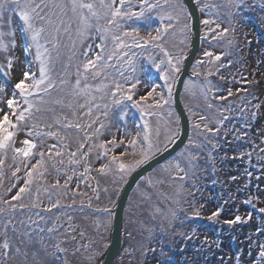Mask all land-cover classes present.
Here are the masks:
<instances>
[{"label":"snow or ice","instance_id":"obj_1","mask_svg":"<svg viewBox=\"0 0 264 264\" xmlns=\"http://www.w3.org/2000/svg\"><path fill=\"white\" fill-rule=\"evenodd\" d=\"M194 3L201 13L212 7H225L229 9L227 15L230 21L234 17L245 18V13L254 7L248 0H225L223 5H210L207 0H194ZM137 7L139 10H134ZM259 8L264 12V0H259ZM215 15L219 16V12ZM192 19V13L184 0H0V57L4 61L0 62V105H3L0 107V189H3L0 191V264H68V249L62 245L68 237L75 239L72 235L74 226L69 223L68 228H64L59 215L50 217L43 213H53L54 209L63 207L61 195L72 194V204L67 207L76 203V193H72L70 186L74 178L88 179V174L93 170L91 159L94 152L96 160L103 159L101 167L96 169L100 174L113 175L120 182H127L137 169L157 155L168 152L170 146L181 140L184 131L181 119L171 107L163 138L160 127L153 129L147 120L135 136L125 128L124 135L131 136L127 141H117L113 136L107 142H101L99 138L104 134L107 124H110L108 118L111 108L118 109L119 119L126 121L129 108L136 109L143 118L145 115H156V109L172 104L173 87L179 79L181 65L186 57L177 56L173 59L165 44L169 43V37L175 40L179 33L182 37L180 44L186 45L191 35ZM153 20L159 21V26L153 28ZM261 21L264 23V16ZM139 23L146 25V36L141 35ZM202 23L206 26L215 24L214 28L208 29V32L214 33L212 40L220 41L228 35V28L218 31L220 24L216 20L204 19ZM231 31L234 35L227 40V47L240 53L243 49L236 47V29ZM244 39L246 45L251 44L246 37ZM17 48L23 51L27 67L11 85L8 98L4 99L5 84L10 82L12 69L18 60L15 55ZM148 48L158 49L167 58L157 63L152 55L145 57L161 73L167 99L163 94L156 93L159 85H153L151 91L139 99L133 98V89L140 83L137 73L148 71L143 65L138 66V58L143 57V52L137 53L134 49ZM224 55H233V51H226L222 55L206 51L204 56L209 59L198 60L197 64L215 65V71L210 67L207 72V76H212L219 73L221 68L231 65V61L228 65L217 63L222 61ZM164 64L166 68L162 69L161 65ZM129 81H132L130 85ZM188 88L189 82H185V90ZM220 91L212 81L205 79L200 86V95L209 114H198L199 120L191 122L192 132L187 137V143L172 159L160 165V170L170 178V186L175 187L174 196L166 197L172 205L181 204V196L186 191L183 182L190 175H197L201 159H205L206 163L212 162L215 168L214 153L219 147L216 137L229 117L224 114L227 108L212 101L228 100L233 95L231 89H228L226 96L216 94ZM150 99L155 103H147ZM253 107L259 109L260 105ZM188 111L190 116L197 115L191 109ZM240 112L241 118L246 120L245 109L241 108ZM252 115L255 118L256 113ZM213 123L215 127L210 126ZM250 126L247 122L244 125ZM234 131L237 140L247 136V132L241 135L239 130ZM18 143L22 146L18 147ZM108 144L112 147L108 148ZM125 144L132 148L131 152L125 147L120 156L109 155ZM260 151L264 152V148ZM125 156L135 159L125 162ZM245 156L251 166V152L232 158L243 161ZM257 160L264 161V157L258 156ZM6 167L14 182L4 188ZM22 171L21 176L19 174ZM53 175L54 182L50 183L48 178ZM246 175L251 178L252 172L246 170ZM236 179L235 176L231 177L232 181ZM177 181L181 183L177 184ZM145 183L149 187L154 186L152 179L146 178ZM156 183L164 181L158 180ZM250 183L249 179L244 189H249ZM76 188L79 189V183ZM256 188L257 193H250L242 200L246 215L242 216L240 209L236 208L234 217L223 220V224L229 227L246 225L253 221L255 215L256 228L245 237L247 256L250 264H264V207L257 206L261 200L259 185ZM13 189H16L15 193L8 198ZM237 191L240 192L239 189ZM54 194L57 197L55 200L52 199ZM42 195L48 198L47 206L43 204ZM230 202L235 203L232 196L224 201L225 204ZM88 206L91 207V204ZM97 211L107 216L105 226H110L114 217L113 208L105 207ZM178 211L184 209L170 206L164 211L157 207L153 218L159 215L162 221L172 227L178 219ZM223 211L222 206L218 207L208 216V220L218 223ZM18 214L21 217L19 219ZM199 218L200 211L196 209L188 217L190 220ZM68 219L71 221L72 218L69 216ZM99 227L101 225L97 221ZM159 227L162 257L167 256L165 244L174 243L177 235L184 241H191L197 235L194 227L191 232L172 233V240L166 241L164 236L168 233L163 223ZM146 230L151 238L154 229ZM213 244L216 248L220 247L219 240L210 242L205 238L201 250L205 245L211 247ZM152 251L155 252V249ZM253 251L256 252L255 256ZM98 254L93 252L89 259H94ZM243 256L244 250L241 249L230 259L234 260V264H245ZM168 259L171 260L170 257Z\"/></svg>","mask_w":264,"mask_h":264},{"label":"rangeland","instance_id":"obj_2","mask_svg":"<svg viewBox=\"0 0 264 264\" xmlns=\"http://www.w3.org/2000/svg\"><path fill=\"white\" fill-rule=\"evenodd\" d=\"M207 2L210 5H223L225 3V0H221V2H217V0H207ZM134 10L139 9L137 7ZM225 10L228 11V9L225 7H212L210 9H206V11L202 13V21L204 19L216 20L220 24V29H218V31L222 30L226 27L223 25L222 22L218 20L217 15H215V13L217 11L221 13ZM262 16H264V14L255 17V20L257 22L253 21L251 23H247L245 31L246 35H248V41H251V44L244 45L245 54L242 58V62L244 64L243 69L245 72V78L247 79V82H250L249 85L252 87L253 91V94L250 98L251 102L255 103L254 105H260L259 109H257V112H255V118H250V120H247V124L251 125L250 127H247L248 138L252 147V149L248 150L252 153L251 166H249L248 164L247 156L244 157L243 161H241L240 159H233L232 157H238L240 153H238V155L235 152L233 146L231 144H228L226 147V154L229 157L226 161H224V165H222L221 169V175L226 183L224 188L227 189L228 192L238 200L239 204L236 208L240 209V214L242 216L246 215V207L242 204V200L250 193H257V185H259L258 195L260 196L261 200V202L258 203L257 206L264 207V161L257 160L258 156L264 157V152L260 151L261 148H264V23H262L261 21ZM157 23L159 24V21H157ZM214 27L215 24L206 26L202 23V36H207V38L204 39V47L208 48L209 51L214 53V55H221L222 52L214 48V44L218 41L210 39V37L214 33L208 32L209 28ZM181 38L182 37L179 35V33H177L175 40L169 37V43L165 44V47L168 49L173 59L177 56L186 57L189 51V39L187 41V44L185 45L180 44L179 41ZM149 49L151 51L147 53ZM134 51H136L137 53L143 52V57L138 58V66L143 65L148 69V71L137 73L140 83L137 84L135 89H133L135 93L133 98L139 99L140 96L146 95L149 92V90L144 89L145 86H142L141 84L146 74H149L150 78L154 77L162 81L161 85L164 91L167 92V89L164 87V80L160 78L161 73L157 72L155 68H153L152 65L147 62L145 57L152 55L157 63H159V58L164 60H166L167 58H165L158 49H134ZM15 55L18 57V60L12 69L10 82L5 84L4 99L8 98L12 90L11 85L14 84L21 77L22 71L25 70L27 67L26 63L24 62L26 58L20 48L16 49ZM29 59H31V57H29ZM208 59V57L204 56V53H202V55L199 57V60L206 61ZM0 62H4L2 57H0ZM33 68L35 70H38L36 65H33ZM161 68H166V64L161 65ZM128 74L129 73H126V75ZM131 82L132 81H129V85ZM188 82V90L186 91L184 89L183 91V103L191 122L198 121V114H205V111L207 112V114H209V110H207L205 106L204 99L200 95V86L203 84H197L196 80ZM0 83H2V81H0ZM129 85H125V87H128ZM0 107H3V105H0ZM169 107H171L172 109V104L170 106L164 105L162 109H156V115H145L143 118L141 117L140 112H138L136 109L129 108V115L126 118V121H121L119 119L118 109H110V115L108 118L110 124H107L106 130H104V134L100 136L99 139L101 142H107L108 140L112 139L113 136H115L117 141L121 139H125L127 141L131 136L126 137L124 135L125 128H127V130L132 134V136H135L136 132L143 128L145 120L150 123L153 129L159 126L161 130V138H163L164 125L165 122L168 120ZM188 109L193 110V112L197 113V115L190 116ZM172 111L174 112L173 109ZM101 119H104V117H101ZM69 131L71 132L73 130ZM49 143H55V141H49ZM17 146L21 147L22 145L18 143ZM107 147L111 148L112 145L108 144ZM125 147L126 144L121 145L120 147L116 148L115 153H109V155H119L120 152L125 149ZM240 150L241 153H243V148H241ZM10 156L11 153H9V157ZM123 160L125 162H128V159ZM10 162L11 161L9 160V163ZM102 163L103 159H95L94 152L91 159L92 169H98L100 165H102ZM246 170L252 172L251 178L246 175ZM91 173L88 174V179L85 180L88 185L87 190L89 191V194H86L84 196L85 198L83 201V207H89L88 205L91 204V207H89L90 213L96 216H90V218H83L81 222L69 221V219L66 222H62V220H60V223L64 225V228H68L69 223H71V225H73L75 229L74 232H72V235L75 236V239L73 240L68 237L67 242L62 245L63 247H66L68 249L66 255L68 264H70L69 261H71L72 264L100 263L103 254L105 253L108 246L111 225L105 226L107 216L95 209L113 207L115 199L117 198L120 191L122 190L123 185L125 184V182H120L113 175L99 174L96 180V177L92 176ZM198 174L199 169H197L196 176L190 175L189 179L186 182H183L186 191L181 196V204L179 206L172 205L171 200L166 199V197L174 196L175 187L170 186V178L160 169L157 170L155 177H153V184H156L154 183V180H162L164 181V183H160L163 184L162 186H159L157 190L152 191L148 184L145 183L148 190H146L145 192L141 191L140 195H138L135 200H132V204L130 207L131 212H129V214H127L126 216L124 234L127 238V244L120 259L118 260L119 264H130L132 262L134 264H234V260L230 258L234 257L235 254L241 249L244 250L243 259L245 260V264H250V258L247 256V242L245 241V237L249 232L254 231L256 228L255 215L253 216V221H250L246 225H234L232 227H229L228 225L224 224L228 228V230L225 232L221 231L223 226V220L232 219L234 217L236 208L231 209L225 207L224 211L221 213V216L218 218L219 224L215 223V225H212L213 227L210 230L205 229V226L204 228H199L193 223L194 220L188 219V217L192 216L194 209L201 211L200 215H202L205 211H209V209L207 208L202 212V209L200 210L199 207L200 204H205V202L203 201L199 203L196 198H192V196H195L197 194V191H199V188H197ZM19 175L22 176L23 171ZM232 176L237 177V179L235 181H232ZM258 176L260 177L259 180L257 179ZM5 177H8V179H6ZM4 179V188H7L11 183L14 182V178L11 177V174L7 167L4 170ZM48 179L51 183L54 182L55 177L53 175L50 176V178ZM249 179L251 181L250 188L246 190L244 189V185L249 181ZM75 180L77 179L75 178ZM99 180L101 181V185L104 187V189L107 190L103 196H101V192L96 187L97 183L98 185L100 184ZM193 181L195 182V187H193ZM176 183L178 184L181 182L178 181ZM154 186L152 188H154ZM117 188H119V191H117ZM238 189L240 190L239 193L237 191ZM0 191H3V189H0ZM15 191L16 189H13L12 192L9 193L8 198H10V195L14 194ZM188 193H192V195H188ZM41 199L43 203L47 201L45 195H42ZM101 200H103L104 203L108 202V204L105 207L100 208L99 205L101 203ZM170 206L184 209V211H178V219L173 222L172 227H169L166 221H162V217L159 215H156L155 219L153 218L155 214V209L157 207L161 210L166 211ZM207 206L212 207V210L214 209L215 211L218 208L215 204L212 205L210 201L207 203ZM74 208L79 207L75 205ZM213 212L214 211L208 214H212ZM17 218H21L19 214L17 215ZM97 221H99L101 225L99 229L97 228ZM181 221H183V223ZM161 223H163V227L168 233V235L164 236V239L166 241L172 240V233L191 232V230L195 227L197 235L193 242H195L196 244L190 245L188 241H184V243H182L181 247L188 246V250L192 251L189 253L188 256L185 254L181 258L182 261H180V259L172 260V258H176L174 256V251H176L177 248L173 249L174 244H176V237L174 243L165 244L164 251L167 253V256L162 257L160 255V240L162 234L160 232L159 225H161ZM207 223L209 222L206 221L204 225ZM50 224L51 220H49V225ZM147 228L154 229V231L151 233V238H149L150 233L146 230ZM81 232L84 233L83 236L80 235ZM129 233H131V236H129ZM177 237L180 238L178 235ZM205 238H207V240L210 242L219 240L220 247L216 248L215 244H213L211 247L205 245L204 248L201 250V243L205 240ZM166 247H168V251H166ZM77 248H79L78 251ZM152 249H155V252H153ZM181 249L178 248V252L181 251ZM93 252H97L99 254L96 255L94 259L90 260L89 257ZM255 254L256 252L253 251V256H255ZM168 257H170L171 260H169ZM221 257H223V261L221 260Z\"/></svg>","mask_w":264,"mask_h":264},{"label":"trees","instance_id":"obj_3","mask_svg":"<svg viewBox=\"0 0 264 264\" xmlns=\"http://www.w3.org/2000/svg\"><path fill=\"white\" fill-rule=\"evenodd\" d=\"M217 2H221V0H217ZM248 3L250 5H254V7L252 8V10L250 12L245 13V18H243V19L234 17L230 21L229 16L227 15L229 9H228V11L227 10H225L224 12L222 11L221 13H219V16H217L218 20L220 22H222L226 28L229 29V32H228V35L226 37H224L223 40H220L214 44V48H216L218 51H221L223 53H225L226 51H230V50L233 51V55H224L222 57V61L217 62V63L218 64L222 63L224 65H228L229 62L231 61L232 62L231 65L228 67L221 68L219 73L212 75V76H207V72H208V69L210 67L213 69V71H215V65H210L208 63L196 64V66L194 68V73H196V75H197V73H199L198 79L196 80L197 84H204L205 79L207 78L208 80L212 81L213 85H215L217 88L221 89L220 92L216 93L217 95H225L226 96L228 89H231L233 92V95L231 97H229L228 100H223V101L213 100L212 101L213 104H218L222 108L228 109L227 111H225L224 114L227 115L229 117V119L224 122V125L221 128L220 133L216 137L218 144H219V147L216 150V152L214 153L215 168H213L212 162L206 163L205 159H201L199 161V168H198L199 174H198V182H197V188H199V191H197V194L195 196H192V198L193 199L196 198L199 203H201L203 201L205 202V204H200V207H199L200 210L202 209V212L204 210H206L207 208L209 209V211H207V212L205 211L202 215H200L199 219H194L193 223L195 225H197L199 228H201V227L204 228V226H205V229H208V230H210L213 227L212 225H215V223H217V222H213V221L208 220V216L211 215L208 213L215 211L214 209L212 210V207L207 206V203L209 201L211 202L212 205L215 204L216 207L222 206L223 209L225 207L234 209L239 204L238 200L236 198H234L228 192L227 189L224 188L226 183L223 180V177L221 175V171H222L221 169H222V165H224V161L227 158L226 152H224L225 147L228 144H231L233 146V148L235 149L237 154L238 153L241 154V150H240L241 148H243V150H244L243 153L250 152L248 150L252 149L250 142H249V138H248L247 127H244V125L247 122V120H250V118H253L252 114L257 112V109L255 107H253V105L255 103H252L251 99H250L252 94H253V91H252V87L249 85L250 82H247V79L245 78V72L243 69L244 64L242 62V58L244 57V54H245L244 45H246L244 38L246 37L248 40V37H247L248 35H246V31H245L247 23H251L253 21H256L255 17L258 15H263L264 12H262L259 8V0H248ZM153 22H152L153 28L159 26V24L157 23L156 20H153ZM138 26L141 28V35L146 36V25H144L143 23H139ZM233 28L236 29L235 38L238 41L236 47L243 49V51L240 53H236L234 50L229 49L227 47V40L232 39L233 35H234L233 32L231 31V29H233ZM210 39H211V37H210ZM150 51L151 50L149 49L147 51V53ZM160 60H161V58H159L158 62ZM148 77H149V74L148 75L146 74L143 82L141 83L142 86H145L144 89H148L149 91H151V88L153 85H159V87L156 89V93L163 94L164 97L167 99V92L164 91V89L161 85L162 81H160L159 79L154 78V77H151V78L150 77L148 78ZM221 77H223V79H221ZM154 95H156V94H154ZM156 98L158 99L159 97L156 96ZM147 103L154 104L155 101L150 99ZM241 108L245 109L244 116H245L246 120L241 118V112H240ZM111 109H113V108H111ZM204 113L206 115H208L206 111ZM210 126L215 127L216 125L213 123V124H210ZM234 129L239 130V134H241V135L244 132H247V136H245L243 139L237 140L235 138L237 133L234 131ZM129 139H131V137ZM126 147H127L128 152L132 151V148L130 146L126 145ZM123 151H121L119 155L118 154H115V155L120 156ZM204 155L206 157V154H204ZM123 159H128V161H130V160H133L135 158L131 157V156H125V157H123ZM100 167H101V165H100ZM96 169L97 168H93L94 171L92 170L93 172L91 174H92V176L96 177V180H97L100 173ZM80 171L81 172L83 171L82 166L80 168ZM156 172L151 176L150 179L153 180V177H155ZM213 172H215V174H213ZM5 178L8 179V177H5ZM156 181L157 180H154V183H156ZM99 182H100V184L98 185V183H97L96 187L101 192V196H103L106 191H105L104 187L101 185L100 180H99ZM61 183H63V178H61ZM77 183H79V189L76 188ZM154 185H155L154 188L150 187L152 191L157 190V188L159 186H162L163 184L158 185L156 183ZM70 187L72 189V193H76V195L74 197L76 200V203L73 204L71 207H67V205L72 204L73 196L71 193L68 196L61 195L60 198H61L63 207H61L60 209H54L53 213H43V214L47 215V216H51V217H53L54 214L59 215L60 220H62V222H66L68 220L69 216L72 218L71 221H78V222H81L83 218H86V217L90 218V216H96V215H93L92 213H90L89 207H86V206L83 207V204H84L83 201L85 198L84 196L86 194H89V191L87 190L88 189L87 182L85 180H78V179L75 180V178H74V181H72V184ZM146 190H148V188L146 187L145 183H141L139 185V187L137 188V190L134 191V193L130 199V202L127 206V209H126V216H127V214H129V212H131L130 207L132 204V200H135L137 198V196L140 195L141 191L145 192ZM151 190H150V192H151ZM229 196H232L235 199V203H231V202L228 204L224 203V201L226 199H228ZM46 198H47V196H46ZM56 198L57 197L54 194L52 196V199L55 200ZM43 204H44V206H47L48 198H47V201H45ZM107 204H108V202L104 203V201L101 200L99 207L100 208L105 207ZM146 204H148V203H146ZM75 205H77L79 208H74ZM206 221L209 223L204 225V223ZM218 224H219V222H218ZM227 230H228V228L223 224L221 231L225 232ZM61 231H63V229H61ZM61 238H64V237H61ZM194 239H195V237L193 238V240L188 241L190 243V245L196 244L195 242H193ZM125 241L127 242V239ZM182 243H184V240H182L181 238H178L176 236V244H174V247H173V249L177 248L176 251H174V256L176 257L174 260L180 259V261H182L181 258L185 254L188 256L189 253L192 252L191 250H188V246L187 247L186 246L181 247ZM178 248H180V249L182 248L183 250L178 252ZM168 250H169L168 247H166V251H168ZM69 263L72 264L71 261H69ZM117 264H119V261L117 262ZM130 264H134V263L132 262Z\"/></svg>","mask_w":264,"mask_h":264},{"label":"water","instance_id":"obj_4","mask_svg":"<svg viewBox=\"0 0 264 264\" xmlns=\"http://www.w3.org/2000/svg\"><path fill=\"white\" fill-rule=\"evenodd\" d=\"M184 3L187 5L193 16V19L190 21V50L184 61L183 68L179 74V79L173 89V106L176 115H178L181 119V125L184 130L183 135L181 136V140L176 145L170 146L168 152L163 153V155H157L148 164H145L139 169H137V171L131 175V177L125 184L120 194V197L118 198L115 206L113 207L114 217L111 223L109 244L99 264H115V262L118 260L124 250L123 229L125 208L132 192L137 187L138 183L141 180L148 178V176L160 165L164 164L167 160H170L172 157H174L175 154L180 151L183 145L187 143V137L190 133V122L181 102V94L186 80L193 79L192 68L202 47V17L200 11L195 6L194 0H184Z\"/></svg>","mask_w":264,"mask_h":264},{"label":"bare ground","instance_id":"obj_5","mask_svg":"<svg viewBox=\"0 0 264 264\" xmlns=\"http://www.w3.org/2000/svg\"><path fill=\"white\" fill-rule=\"evenodd\" d=\"M202 51H203V53H204V52H206V51H209V49L204 47V48L202 49Z\"/></svg>","mask_w":264,"mask_h":264}]
</instances>
